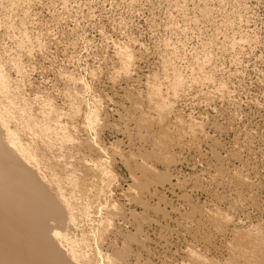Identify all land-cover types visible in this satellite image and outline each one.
Wrapping results in <instances>:
<instances>
[{"label": "bare ground", "instance_id": "1", "mask_svg": "<svg viewBox=\"0 0 264 264\" xmlns=\"http://www.w3.org/2000/svg\"><path fill=\"white\" fill-rule=\"evenodd\" d=\"M0 2L20 8L22 21L30 13L31 0ZM8 14L0 11L2 37L16 28ZM16 39L28 56L41 44L27 29ZM17 56L0 59V264H264V220L244 226L213 203L215 193L212 204L195 199L211 189L204 177L223 178L235 156V149L219 154L222 144L207 123L178 107L188 90L202 93L205 81H215L208 59L196 58L185 74L167 58L161 74L147 75L136 91L119 83L132 77L139 56L121 42L112 95L91 94L90 85L66 74L59 103L38 87L29 92L26 60ZM222 83L203 94L206 101L224 93ZM107 131L117 139L106 142ZM192 152L197 157L189 159ZM183 164L193 171L184 173ZM237 172L241 188L247 182ZM216 247L223 257L211 254Z\"/></svg>", "mask_w": 264, "mask_h": 264}, {"label": "rangeland", "instance_id": "2", "mask_svg": "<svg viewBox=\"0 0 264 264\" xmlns=\"http://www.w3.org/2000/svg\"><path fill=\"white\" fill-rule=\"evenodd\" d=\"M0 8L16 21V28L10 29L14 36L19 39L27 29L29 36L41 43L34 45L28 56L21 46L17 49V37L12 39L10 32L2 37L0 32V59L19 52L30 74L29 92L38 87L51 92L59 103L64 86L61 75L66 74L90 85L91 94L112 95L109 77L116 66L115 46L121 42L132 45L139 56L132 77L119 83L136 91L142 89L147 75L161 74L160 66L167 58L185 74L196 65L195 60L208 59L209 68L214 69L207 67L206 71L214 74L215 81H205L202 93L188 90L178 107L183 114L192 113L207 123L209 134L222 144L219 154L230 155L235 149V156L226 160L224 179L214 183L204 177V188L211 189L197 193L195 199L203 205L216 201L213 203L223 211L241 218L244 226L264 220V0H31L30 13L23 21L20 8L11 9L1 2ZM217 83L225 85H220L224 93L206 101L203 94L214 90ZM115 98L119 102L120 98ZM111 117V122L117 120V116ZM211 121L224 131L211 127ZM107 132L106 142L117 139L114 132ZM209 143H204L205 150ZM188 155L189 159L197 157L193 152ZM188 165L180 166L184 173L193 171ZM205 166L200 163L198 169ZM238 170L243 174L237 175L247 182L241 188L234 177ZM118 172L126 175L123 167ZM209 192L217 196L208 198ZM222 242L217 238L215 243L221 248ZM216 248L211 254L223 257L222 249Z\"/></svg>", "mask_w": 264, "mask_h": 264}]
</instances>
